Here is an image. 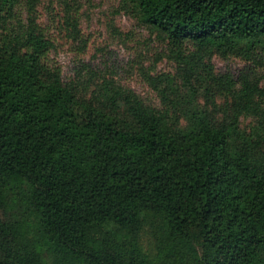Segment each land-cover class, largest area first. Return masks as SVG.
I'll return each mask as SVG.
<instances>
[{"label": "trees", "instance_id": "16d2710c", "mask_svg": "<svg viewBox=\"0 0 264 264\" xmlns=\"http://www.w3.org/2000/svg\"><path fill=\"white\" fill-rule=\"evenodd\" d=\"M123 9L179 57L161 107L66 82L33 19L0 35V264H264V0Z\"/></svg>", "mask_w": 264, "mask_h": 264}, {"label": "rangeland", "instance_id": "374dc122", "mask_svg": "<svg viewBox=\"0 0 264 264\" xmlns=\"http://www.w3.org/2000/svg\"><path fill=\"white\" fill-rule=\"evenodd\" d=\"M123 1L21 0L11 14L2 13L0 35H19L33 19L51 42L49 59L61 68L66 82L93 88L106 78L161 107L160 91L172 96L181 89L179 57L125 11ZM213 63L217 74L229 72L235 77L254 68L239 57L216 56ZM258 70L264 73L263 68Z\"/></svg>", "mask_w": 264, "mask_h": 264}]
</instances>
